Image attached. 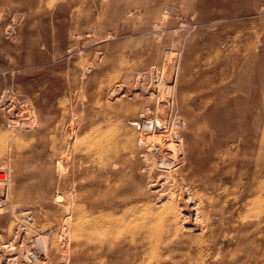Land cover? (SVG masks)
<instances>
[{"label": "rangeland", "instance_id": "374dc122", "mask_svg": "<svg viewBox=\"0 0 264 264\" xmlns=\"http://www.w3.org/2000/svg\"><path fill=\"white\" fill-rule=\"evenodd\" d=\"M150 117L204 161L208 226L77 231L156 202ZM0 170V264H264V0H0Z\"/></svg>", "mask_w": 264, "mask_h": 264}, {"label": "bare ground", "instance_id": "6f19581e", "mask_svg": "<svg viewBox=\"0 0 264 264\" xmlns=\"http://www.w3.org/2000/svg\"><path fill=\"white\" fill-rule=\"evenodd\" d=\"M165 18V17H164ZM157 26V25H156ZM80 35V34H79ZM175 74V73H174ZM157 76V75H156ZM168 78V77H167ZM170 79V78H169ZM153 80V79H152ZM156 80V79H155ZM154 80V81H155ZM167 80V79H166ZM164 81V80H163ZM169 82V81H168ZM174 82V80H173ZM153 83V82H152ZM166 83V82H165ZM155 84V83H154ZM162 84V83H161ZM158 83L157 85H155L152 90V88H150L152 90V92H150L151 95H153L155 93V91L157 92L156 94H159V89H158ZM174 85V84H173ZM152 86V85H151ZM165 86V85H164ZM168 86V85H167ZM171 86V85H170ZM173 88V87H172ZM119 89V88H118ZM168 89V88H167ZM114 90V89H113ZM117 90V89H116ZM115 90V92H116ZM118 91V90H117ZM113 93L114 95H116V93ZM120 92V90H119ZM166 92V89H165ZM164 93V90H163ZM172 93V92H171ZM119 94V93H117ZM155 94V95H156ZM161 94V92H160ZM117 96V95H116ZM157 96V95H156ZM169 96V95H166ZM159 97V96H157ZM118 98V97H117ZM165 98V97H164ZM162 99V98H160ZM159 100V99H158ZM171 100V99H170ZM169 100V101H170ZM161 101V100H160ZM6 102V101H5ZM159 104V102H158ZM82 105V104H81ZM83 105H85L83 103ZM161 105V103H160ZM165 104H162L161 106H163ZM170 105V104H169ZM73 107V106H72ZM170 107V106H169ZM176 107V106H175ZM159 109V108H157ZM165 109V108H163ZM161 109V110H163ZM171 109V107H170ZM168 110V109H167ZM173 110V109H172ZM55 112V111H54ZM160 112V110H159ZM163 113V112H162ZM76 115V114H75ZM146 116V115H144ZM76 117V116H75ZM91 117V116H90ZM163 117V116H162ZM144 119V123H146V126L148 127V129H150L151 123L153 125L152 131L150 132V136H148V139L152 138L151 142H145L146 143V147L148 148L147 152H151L150 156L151 159L148 157L147 154H144V159L149 161L148 165L145 164L142 168L144 171H149L150 174L152 173V175L157 174L158 172H156L157 170L159 171V175L155 177L153 182H156L158 187H160L159 190L155 191V203L154 205L151 204H146L144 202H142V204L140 205V207H132L131 209H128L127 211H123L121 209V205L117 204V205H112V207L108 208V214L104 213V211H98L99 213H103L106 215H102L99 218H97V220L95 219L94 223L91 222H83L79 220V217H76L77 222L74 224L76 225V229L78 230H86V231H91L93 232L94 230H96L97 232H103L105 233V239L107 238L110 241H117L116 237L118 236V234L120 233V226L122 221H124L123 223H126L129 221L130 224L134 223L133 226V231L137 232V233H143L144 231H154V233L156 231H158V233H175V234H179V233H183L188 230L194 231V230H203V225L208 226V223L206 222L207 220L204 219V216H206V214L208 215L209 211L207 209V206L204 208L203 206V200L204 199L202 196H200L197 191L195 190V188L193 186H195L197 177H196V172L199 171L201 169V167H198V165H202V162H204L203 160H197V167H195V165H193L192 163V155L190 156L191 153H188L184 142L182 141V138L180 136V134L177 131H171L170 135L171 138L168 137L166 140V136L164 135V130L162 131V121L158 120L157 118H143ZM79 120V119H78ZM81 120V119H80ZM91 120V119H90ZM151 122V123H150ZM166 122V121H165ZM41 123V122H40ZM167 123V122H166ZM97 124V123H96ZM88 125V124H86ZM85 125V128H86ZM165 125V123H164ZM163 125V126H164ZM175 125V124H174ZM79 126V125H78ZM83 126V125H82ZM31 127V126H30ZM32 128V127H31ZM56 128V127H55ZM81 124H80V129H81ZM75 130V129H74ZM180 130V129H179ZM67 131V130H66ZM78 131V130H77ZM84 132V131H83ZM42 134V133H41ZM83 134V133H82ZM81 134V135H82ZM64 135V134H63ZM70 135V134H69ZM67 136V135H66ZM71 136V135H70ZM69 136V137H70ZM73 137V135H72ZM71 138V137H70ZM68 139V138H67ZM66 139V140H67ZM146 139V137H145ZM173 139V140H172ZM63 140V139H62ZM68 141V140H67ZM76 141V138H75ZM72 143L74 141H71ZM64 143V142H63ZM66 143V142H65ZM96 144V143H94ZM88 145V144H87ZM64 146V145H62ZM90 146V145H89ZM88 146V147H89ZM57 150L59 148H56ZM60 150V149H59ZM72 150V149H71ZM88 150V149H85ZM108 151V149H106ZM193 150V149H192ZM191 150V151H192ZM182 151L184 153H182ZM189 151V150H188ZM190 151V152H191ZM72 153V151H71ZM119 153V152H118ZM193 153V152H192ZM195 153V152H194ZM182 154L181 158H178V155ZM108 155V153H107ZM75 156V155H74ZM80 156V155H79ZM116 156V155H115ZM57 157V156H56ZM66 157V156H65ZM76 157V156H75ZM106 157V156H105ZM114 157V156H113ZM195 157V156H194ZM50 158V157H49ZM67 158V157H66ZM83 159L85 158V155L82 157ZM204 158V157H203ZM68 159V158H67ZM112 159V158H111ZM50 160V159H49ZM72 160V157H71ZM175 160V161H174ZM4 161V160H3ZM51 161V160H50ZM69 161V160H68ZM82 161V159H81ZM84 161V160H83ZM88 161V160H87ZM108 161V160H107ZM111 161V160H110ZM8 162V160H7ZM36 162V161H35ZM71 162V161H70ZM79 162V161H78ZM175 162V163H174ZM9 163V162H8ZM11 163V162H10ZM84 163V162H82ZM88 163V162H87ZM84 163V164H87ZM3 164V163H2ZM75 164V163H74ZM107 164V163H106ZM5 165V164H4ZM2 165V166H4ZM9 165V164H8ZM61 165V164H60ZM78 165V164H77ZM92 165V164H91ZM10 166V165H9ZM8 166V167H9ZM99 166V165H98ZM97 166V167H98ZM84 167V166H83ZM86 167V166H85ZM96 167V166H95ZM72 168V167H71ZM78 168V167H77ZM73 169V168H72ZM98 169V168H97ZM5 170V169H4ZM87 170V169H86ZM101 170V169H100ZM69 171V170H68ZM74 171V170H73ZM76 171V170H75ZM94 171V170H92ZM96 171V170H95ZM105 171V170H104ZM8 172V171H7ZM85 172V171H84ZM68 173V172H67ZM72 174V173H71ZM4 175V174H3ZM1 174V178H5L2 177L3 176ZM58 175V174H57ZM56 175V176H57ZM66 175V174H64ZM87 175V174H86ZM7 176V175H6ZM69 176V174H68ZM67 176V177H68ZM78 176V175H77ZM199 176V174H198ZM66 177V178H67ZM71 177V176H70ZM75 177V176H74ZM63 178V177H62ZM77 178V177H76ZM82 178V177H81ZM89 178V176H88ZM55 179V178H54ZM61 179V178H60ZM72 179V178H71ZM70 179V180H71ZM91 179V178H90ZM206 179V177H205ZM3 180V179H2ZM65 180V179H64ZM62 180V181H64ZM76 180V179H75ZM85 180V179H84ZM164 180V182H162ZM88 181V180H86ZM10 182V181H9ZM61 182V181H60ZM67 181H65L66 183ZM80 183V182H79ZM100 183V182H99ZM108 183V182H107ZM106 183V185H107ZM198 183V182H197ZM67 184V183H66ZM97 184V183H96ZM94 184V185H96ZM103 184V183H102ZM115 184V182H114ZM204 184V183H203ZM2 185V184H0ZM8 185V184H7ZM61 185V184H60ZM63 185V184H62ZM79 185V184H78ZM77 185V186H78ZM89 185V184H88ZM99 185V184H98ZM112 185V184H111ZM116 185V184H115ZM5 186V185H4ZM67 186V185H66ZM85 186V185H84ZM87 186V184H86ZM90 186V185H89ZM65 187V186H63ZM104 187V185H103ZM108 187V186H107ZM117 187V186H116ZM192 187L194 188V190H192ZM5 192L8 195L7 197H9V186L5 187ZM61 188V187H60ZM59 188V189H60ZM69 188V187H68ZM87 188V187H84ZM89 188V187H88ZM87 188V189H88ZM91 188V187H90ZM2 189V188H1ZM79 189V188H78ZM109 189V188H107ZM158 189V188H157ZM200 190V189H199ZM83 191V190H82ZM81 191V193H82ZM88 191V190H87ZM173 192H177L178 194V201L173 202V197H172V193ZM97 193V192H96ZM107 193V192H106ZM2 195V194H1ZM110 195V194H109ZM62 194H58V199L61 198ZM68 196V195H66ZM79 195H77L76 193V189L73 188L72 190H70V199L72 198L73 202L76 205L80 204V201L82 199V197H78ZM113 196V195H112ZM1 197V196H0ZM95 198V196H94ZM97 198V197H96ZM110 198V196H109ZM12 199V198H11ZM106 200V197L104 198ZM88 200V199H86ZM104 200V201H105ZM71 201V202H72ZM89 201V200H88ZM116 202V201H115ZM120 202V201H119ZM150 202V201H149ZM82 203V202H81ZM85 203V202H83ZM101 203H106V202H101ZM111 203V202H110ZM206 203V202H205ZM57 205H59L58 203H56ZM107 204V203H106ZM89 205V204H88ZM91 205V204H90ZM69 206V205H68ZM71 206V204H70ZM105 206V205H104ZM107 206V205H106ZM105 206V207H106ZM120 206V207H117ZM87 207V206H86ZM72 208V207H71ZM90 208V207H89ZM95 208V207H94ZM107 208V207H106ZM73 209V208H72ZM92 209V208H91ZM101 210V209H100ZM25 211V210H24ZM71 211V210H70ZM157 213L158 216L157 218L154 217V214ZM25 214V213H23ZM26 214H28V212H26ZM30 214V213H29ZM22 215V214H21ZM76 216H78V211H76V213L74 214ZM101 215V214H100ZM26 216V215H25ZM70 216V215H69ZM95 216V215H94ZM23 217V216H21ZM26 218V217H24ZM71 218V216H70ZM82 218V217H81ZM91 218V217H90ZM154 218H155V223H157L158 221H161L163 224L162 226H160L159 224L155 225L153 229L152 225L154 223ZM17 219V218H16ZM18 220V219H17ZM34 220V219H33ZM140 221V222H139ZM70 222V221H69ZM73 222V221H72ZM212 225V224H211ZM65 226V225H64ZM72 226V225H71ZM190 226V227H189ZM26 227V226H25ZM65 228V227H64ZM69 225H68V230L69 229ZM72 228V227H71ZM74 228V227H73ZM206 228V227H205ZM74 229V230H76ZM65 230V229H64ZM63 230V231H64ZM72 230V229H71ZM95 231V234L97 233ZM67 231H65L66 233ZM69 232V231H68ZM72 232V231H71ZM75 232V231H74ZM73 232V233H74ZM196 232V231H195ZM197 232H200L199 230ZM78 233V232H77ZM151 233V232H149ZM41 234V233H40ZM76 234V233H75ZM153 234V233H151ZM42 235V234H41ZM68 235V234H67ZM78 235V234H77ZM75 236V235H74ZM41 237V236H40ZM44 237V236H42ZM57 237V236H56ZM73 237V236H72ZM69 238V237H68ZM67 238V239H68ZM76 238V236H75ZM80 238V237H79ZM103 238V236H102ZM20 239V238H19ZM82 239V238H81ZM47 240V239H46ZM48 241V240H47ZM103 241V239H102ZM10 242V241H9ZM35 242V241H34ZM37 245L40 244L42 248V250H44L45 246L47 251H49L50 246L52 244V246L57 247V243L56 241H52L51 244L49 246H47V242H45L44 239L37 238L36 240ZM35 242V244H36ZM74 242V241H73ZM49 243V242H48ZM66 244V241L64 242ZM80 243V242H79ZM13 244V242H12ZM15 244V243H14ZM46 244V245H45ZM107 244V243H106ZM105 244V245H106ZM104 245V244H103ZM10 246V245H9ZM63 246V245H62ZM66 246V245H65ZM75 246V245H74ZM72 246V248L74 247ZM80 246V245H77ZM86 246V245H85ZM84 246V247H85ZM68 247V243L67 246ZM114 247V246H113ZM112 247V248H113ZM10 248V247H9ZM58 248V247H57ZM70 248V247H69ZM81 248V247H80ZM86 248V247H85ZM22 249V248H21ZM56 249V248H55ZM59 249V248H58ZM76 249V248H75ZM83 249V247H82ZM61 250V249H60ZM114 250V249H113ZM62 252V251H61ZM17 253V252H16ZM33 254V257H31V255ZM37 254V253H36ZM35 253H29V260H30V264H42L43 262L40 261L41 259L36 255ZM72 255V254H71ZM70 255V257H71ZM16 256V255H15ZM108 256V255H107ZM74 257V256H73ZM103 257V256H102ZM101 257V258H102ZM109 257V256H108ZM8 258V257H7ZM12 258L10 257V260ZM103 259V258H102ZM65 261V260H64ZM24 262V261H23ZM28 262V261H27ZM68 262V261H67ZM70 262V261H69ZM72 262V261H71ZM29 263V262H28ZM50 263V262H49ZM66 263V262H65ZM9 264V263H8ZM27 264V263H26Z\"/></svg>", "mask_w": 264, "mask_h": 264}, {"label": "built area", "instance_id": "2783aa9c", "mask_svg": "<svg viewBox=\"0 0 264 264\" xmlns=\"http://www.w3.org/2000/svg\"><path fill=\"white\" fill-rule=\"evenodd\" d=\"M0 172H2V173H4V174H5V172H4L3 170H0Z\"/></svg>", "mask_w": 264, "mask_h": 264}, {"label": "water", "instance_id": "95a60500", "mask_svg": "<svg viewBox=\"0 0 264 264\" xmlns=\"http://www.w3.org/2000/svg\"><path fill=\"white\" fill-rule=\"evenodd\" d=\"M31 257H33V254L31 255Z\"/></svg>", "mask_w": 264, "mask_h": 264}]
</instances>
